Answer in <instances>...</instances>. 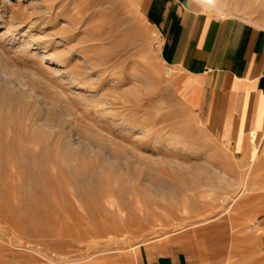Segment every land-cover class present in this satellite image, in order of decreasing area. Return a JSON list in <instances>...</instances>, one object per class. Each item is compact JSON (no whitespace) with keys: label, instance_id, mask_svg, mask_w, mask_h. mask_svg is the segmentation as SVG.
I'll return each mask as SVG.
<instances>
[{"label":"rangeland","instance_id":"1","mask_svg":"<svg viewBox=\"0 0 264 264\" xmlns=\"http://www.w3.org/2000/svg\"><path fill=\"white\" fill-rule=\"evenodd\" d=\"M1 1L0 62L50 114L0 102V264H138L137 246L174 238L215 264L264 257V154L235 153L184 102L141 0ZM192 1L264 28L258 3ZM150 174L179 190L158 192Z\"/></svg>","mask_w":264,"mask_h":264},{"label":"crops","instance_id":"2","mask_svg":"<svg viewBox=\"0 0 264 264\" xmlns=\"http://www.w3.org/2000/svg\"><path fill=\"white\" fill-rule=\"evenodd\" d=\"M141 8L158 33L163 62L178 75L184 102L235 153L264 154V28L211 15L192 0H141ZM194 244L188 238L144 242L138 264H215ZM250 264H264V257Z\"/></svg>","mask_w":264,"mask_h":264},{"label":"bare ground","instance_id":"3","mask_svg":"<svg viewBox=\"0 0 264 264\" xmlns=\"http://www.w3.org/2000/svg\"><path fill=\"white\" fill-rule=\"evenodd\" d=\"M7 1V0H2L1 1V4H4V2ZM9 1V0H8ZM33 1V0H32ZM37 0H34V3H36ZM199 1V3L201 2L203 5L207 6V7H213V8H218V5H217V1L218 0H197ZM245 1L248 5H252L254 3H258L259 5H262L264 6V0H243ZM219 2V1H218ZM6 3V2H5ZM6 5V4H5ZM2 6V5H1ZM2 9V8H1ZM42 18V17H41ZM14 25V24H13ZM8 31H13L11 29H8ZM33 36V35H32ZM33 38V37H32ZM29 44V43H28ZM19 45V44H18ZM22 46V45H21ZM40 55V54H39ZM54 56V55H53ZM44 58V57H43ZM76 59V58H75ZM79 59V58H78ZM50 60H54V57H52ZM47 62V61H46ZM53 62V61H52ZM57 62V61H56ZM58 62H63V61H58ZM54 64V63H53ZM8 64H4L3 62H0V102H8V100H15L18 102L25 100V98H28L30 100H32L35 105L37 107H39L38 109L39 110H43V114L45 116L46 119H49V111L46 110L48 109V107L50 108V105L47 103V101L45 100V98H43V96H41V94L39 92H37V90L35 89V87L27 82V80L24 79L23 76H20L19 73L17 72V69L16 68H10L9 65L7 66ZM53 68V67H52ZM72 72V71H71ZM50 74V73H49ZM73 74V73H72ZM78 75V74H77ZM40 76V75H39ZM74 76V75H73ZM79 77V76H78ZM41 78V77H40ZM75 78V77H74ZM77 79V78H76ZM93 82V81H92ZM92 82H90L92 84ZM87 84V83H86ZM89 84V83H88ZM40 85V84H39ZM13 101V102H15ZM4 103V105H9L8 103ZM12 102V101H11ZM12 102V104H13ZM26 102V101H24ZM57 103V102H56ZM55 104L53 101H52V105ZM3 105V104H2ZM51 105V106H52ZM35 107V106H34ZM46 110V111H45ZM38 112V111H37ZM53 114V113H51ZM38 115V113H37ZM42 115V114H41ZM43 117V116H42ZM48 122L45 123V125H47ZM72 142V141H71ZM70 142V143H71ZM75 142V141H74ZM73 142V143H74ZM76 143H79V147H82L85 149V147H88L87 149H89V147L91 146L90 143H86V142H81V141H77ZM178 143V142H177ZM254 144V143H253ZM78 147V146H77ZM78 147V148H79ZM91 148V147H90ZM254 151V150H253ZM258 153V152H257ZM248 157V156H247ZM251 158H249L250 160H253L257 158L255 152H253L250 156ZM116 158V157H115ZM184 168V167H183ZM178 170V169H177ZM183 170V169H182ZM181 170V171H182ZM185 170V169H184ZM186 171V170H185ZM183 172V171H182ZM180 172V173H182ZM184 173V172H183ZM182 173V174H183ZM187 173V172H186ZM185 173V174H186ZM152 175V174H150ZM150 179V177H149ZM245 179V178H244ZM150 183L154 186V188L158 189V192L162 189L164 190H168L169 193L170 192H176L179 190V186L178 184L175 182V181H172V180H169V179H166L164 176L162 175H152V180L150 181ZM233 185V184H232ZM240 189L238 190V192L236 194H232L230 196V205H233L237 200H240V197L245 193L244 191V188H245V184L242 182L240 183ZM152 187V186H151ZM264 187V185L262 186ZM234 188V187H233ZM248 188V187H247ZM160 189V190H159ZM236 189V188H235ZM249 189V188H248ZM263 189V188H262ZM233 191V190H232ZM235 192V191H233ZM226 199V198H225ZM228 202V203H229ZM227 203V202H226ZM227 205V204H226ZM229 206V205H228ZM231 207V206H230ZM243 207V205H242ZM209 219L205 218L203 220H201V222H204V223H207L209 222L208 221ZM113 221V220H112ZM200 223V222H199ZM192 225V224H191ZM197 225V224H196ZM188 227V226H187ZM159 234V231L157 229H154L152 232H151V235L152 236H155V235H158ZM17 238V237H16ZM18 239V238H17ZM20 239V238H19ZM123 241V239H118V238H112V242L114 243H119L120 241ZM125 241V240H124ZM16 244V243H15ZM21 244H24V243H20V246ZM25 244H28V243H25ZM26 246V245H25ZM24 246V247H25ZM23 247V246H22ZM30 249H33L31 248L32 246L28 245L26 246ZM35 248V247H34ZM39 250V249H38ZM34 251H36V249H34ZM41 252V251H40ZM37 254V253H36ZM96 253H93V254H90L88 257H94ZM88 257H86V259H88ZM51 258V257H50ZM58 260H55L57 263H74V262H77V261H80L81 258L79 257H62V256H57L56 257ZM52 259V258H51ZM55 259V258H54ZM54 261V260H53ZM54 261V262H55Z\"/></svg>","mask_w":264,"mask_h":264}]
</instances>
